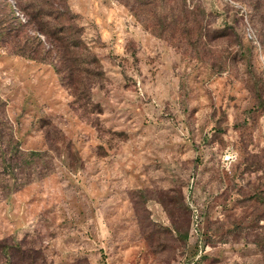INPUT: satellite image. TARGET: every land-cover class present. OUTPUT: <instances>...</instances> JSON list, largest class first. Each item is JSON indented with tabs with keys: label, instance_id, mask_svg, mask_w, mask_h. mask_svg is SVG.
<instances>
[{
	"label": "rangeland",
	"instance_id": "374dc122",
	"mask_svg": "<svg viewBox=\"0 0 264 264\" xmlns=\"http://www.w3.org/2000/svg\"><path fill=\"white\" fill-rule=\"evenodd\" d=\"M35 12L72 87L3 37ZM0 32V264H264V0H0Z\"/></svg>",
	"mask_w": 264,
	"mask_h": 264
},
{
	"label": "trees",
	"instance_id": "16d2710c",
	"mask_svg": "<svg viewBox=\"0 0 264 264\" xmlns=\"http://www.w3.org/2000/svg\"><path fill=\"white\" fill-rule=\"evenodd\" d=\"M39 13L40 12H35L32 15H30V19L29 21H25L24 23H13L15 27H11L9 29H7L5 32L6 35L3 36V32H0V36L5 37L6 39L11 38L15 40V50L13 51V53L18 54V55H22L25 56L27 58H34L35 56L33 55H37V54H48L50 52H54L55 55H57L58 61L59 63H61V66L63 67V69L65 68L66 71V78L68 80L69 83H71V87L73 85V83H75V80H73L71 77H76L74 70L77 68H73L70 64L71 61L77 59L75 58L76 55H79L78 53H76V49L79 47V45H81L79 39L78 40H74L73 38H69L68 34L67 36H64L63 38L60 36H56L57 31H61V30H53L49 27L46 26V24H44L45 22L42 21L41 18H39ZM44 14V13H43ZM30 24L32 23L30 26L32 27V32L35 33L36 35L39 34L43 37L46 38H50L51 40L49 42H47L46 47L45 45L42 43L41 40L38 39V37H30L31 40H29L26 38V35H24V39L23 42H18V37L17 33H20V29H23L24 26H26V24ZM13 24L10 23L11 26H13ZM23 36V35H22ZM20 37V35H19ZM34 39V40H33ZM55 42L50 43V42ZM70 52V53H68ZM72 54V55H70ZM74 57V58H73Z\"/></svg>",
	"mask_w": 264,
	"mask_h": 264
},
{
	"label": "built area",
	"instance_id": "2783aa9c",
	"mask_svg": "<svg viewBox=\"0 0 264 264\" xmlns=\"http://www.w3.org/2000/svg\"><path fill=\"white\" fill-rule=\"evenodd\" d=\"M235 158H236V153L233 150L226 148L223 150L220 156V161L222 164L227 165L230 164L232 161H234Z\"/></svg>",
	"mask_w": 264,
	"mask_h": 264
}]
</instances>
